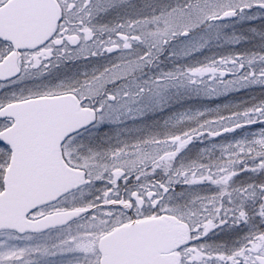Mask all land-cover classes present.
<instances>
[{"label":"snow or ice","instance_id":"snow-or-ice-1","mask_svg":"<svg viewBox=\"0 0 264 264\" xmlns=\"http://www.w3.org/2000/svg\"><path fill=\"white\" fill-rule=\"evenodd\" d=\"M0 264H264V0H0Z\"/></svg>","mask_w":264,"mask_h":264}]
</instances>
